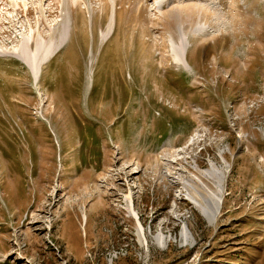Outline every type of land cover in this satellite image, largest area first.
I'll use <instances>...</instances> for the list:
<instances>
[{"label":"rangeland","instance_id":"obj_1","mask_svg":"<svg viewBox=\"0 0 264 264\" xmlns=\"http://www.w3.org/2000/svg\"><path fill=\"white\" fill-rule=\"evenodd\" d=\"M168 1L0 0V264H264V0Z\"/></svg>","mask_w":264,"mask_h":264},{"label":"bare ground","instance_id":"obj_2","mask_svg":"<svg viewBox=\"0 0 264 264\" xmlns=\"http://www.w3.org/2000/svg\"><path fill=\"white\" fill-rule=\"evenodd\" d=\"M64 1H65V3L67 2V4H65V5L68 6V0H64ZM169 1H171V0H169ZM167 3H164L163 5H166ZM70 4H71V1H70ZM74 5L75 4L73 2V6ZM77 8L78 7H76L74 11H76ZM51 10L48 11L49 15L51 13ZM151 10H153V9H151ZM30 11H31V9H28V11H27L28 14L30 13ZM63 12L65 14V11H63ZM115 17H116V13H113L112 14L113 21H114ZM26 43H27V45H29V42L26 41ZM63 44L62 43L56 44L54 42H50L49 46L47 47L45 42H42L39 40V43H38L36 50L34 52H30L31 47H29V46L27 47V45H25L23 43L22 46L18 50L19 52H16V57L28 67V69L33 74L34 78H38L39 73L41 72L42 65L48 60V58L49 59H50V57L52 58L56 52L61 50L62 47L65 46V45L62 46ZM1 50H3V49H1ZM1 50H0V55L2 54ZM185 51H186V49L182 50V55L185 54ZM2 55L5 56L6 54H2ZM183 58H184V56H178V59H180V60ZM213 171L214 170H210V172L208 174L212 175V173H214ZM188 201L190 203H192L198 210H200L205 216L211 218L212 220L216 219L219 206L217 205V202L215 201V198L213 196H208V197L204 196L200 192L199 188L194 187L193 189H191V193L189 194ZM219 201H220V199H219ZM181 237H182V239L187 238V234H186L185 230H183Z\"/></svg>","mask_w":264,"mask_h":264}]
</instances>
